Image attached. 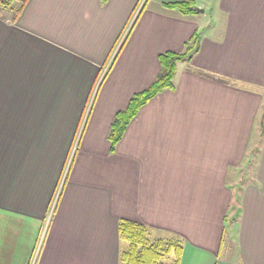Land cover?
Here are the masks:
<instances>
[{
    "label": "crops",
    "instance_id": "0c3cea01",
    "mask_svg": "<svg viewBox=\"0 0 264 264\" xmlns=\"http://www.w3.org/2000/svg\"><path fill=\"white\" fill-rule=\"evenodd\" d=\"M175 1L146 0L117 55L141 0L0 12V264H119L123 218L182 239L180 264H264V0H194L204 10L188 14L165 5ZM195 30L175 87L111 152L116 113Z\"/></svg>",
    "mask_w": 264,
    "mask_h": 264
},
{
    "label": "trees",
    "instance_id": "16d2710c",
    "mask_svg": "<svg viewBox=\"0 0 264 264\" xmlns=\"http://www.w3.org/2000/svg\"><path fill=\"white\" fill-rule=\"evenodd\" d=\"M27 0H0V12H10L11 21H17L21 15ZM166 6L179 8L183 13L197 12V6L194 0H184L175 2H166ZM145 7L143 3L141 9L134 21L138 19L141 10ZM135 23V22H134ZM133 27V24H132ZM131 28V27H130ZM130 30V29H129ZM129 30L124 34L117 48L116 55L125 43L129 35ZM202 33L195 30L185 43L183 51L167 50L159 54L160 70L151 84L132 95L127 106L119 110L111 124L108 139L110 141V150L115 152L118 143L121 141L127 126L138 113L139 109L153 99L157 94L175 87V76L179 62H189L192 57L199 51ZM115 55V57H116ZM264 119L261 120L262 140L264 135ZM260 140V141H261ZM257 147L248 153L249 163L252 157L256 155ZM239 204V195H235L234 201L229 208V213L225 216V222H235L237 220ZM119 235L128 242V248L122 251L119 264H180L182 255V239L180 238H156L152 239L149 235V228L142 222L129 219H120ZM172 255V261L166 260L167 256Z\"/></svg>",
    "mask_w": 264,
    "mask_h": 264
},
{
    "label": "rangeland",
    "instance_id": "374dc122",
    "mask_svg": "<svg viewBox=\"0 0 264 264\" xmlns=\"http://www.w3.org/2000/svg\"><path fill=\"white\" fill-rule=\"evenodd\" d=\"M145 1H146V0H141V2L137 5V9H136L135 14H134V16H133V19H132L131 23L129 24L130 27H132V24H134V22H135L134 19L136 18L137 14H138V11L141 9V7H142V5H143V3H144ZM199 8H201V7H199ZM207 11H208V12H207V17H206V18L209 19L208 21H210V20L212 19V16H211V14H210V12H209V9H207ZM207 19H206V21H207ZM130 27H127L126 32H127V30H129ZM126 32H125V33H126ZM122 37H123V36H122ZM121 39H122V38H121ZM120 42H121V41H120ZM120 42H119V43H120ZM113 56H114V55H113ZM111 61H112V59H111ZM105 69H106V70H103V73H102V75H101V79L99 80V82H98L97 85H96L97 87L99 86L100 82H101L102 79L104 78L105 73H106L107 70H108V67L105 68ZM97 87H96V89L93 91L94 93H95V91H97ZM93 95H94V94H91L92 99H93ZM87 107H89V106H87ZM263 113H264V112H262V114L260 115V117H259L258 120H257V124H256V126H257L256 129H257V130H259V127H260V124H261V120L264 118ZM258 135H259V132H258V133L256 132V133L254 134L253 139H252V142H251V147H252V145H253L252 143L255 144L256 141L258 140V138H259ZM260 140H261V138L259 139V141H260ZM261 141H262V140H261ZM251 150H252V149L250 148V149H249V153L251 152ZM231 232H232L231 227H228V228H227V233H226V238H227V239H230V237H231ZM229 242H230V241H228V240L226 241V240H225V243H228L227 246H229V248H230L232 245L230 246V245H229ZM172 258H173L172 255L167 256V257H166L167 262L170 263V262L172 261Z\"/></svg>",
    "mask_w": 264,
    "mask_h": 264
},
{
    "label": "built area",
    "instance_id": "2783aa9c",
    "mask_svg": "<svg viewBox=\"0 0 264 264\" xmlns=\"http://www.w3.org/2000/svg\"><path fill=\"white\" fill-rule=\"evenodd\" d=\"M106 70V69H105ZM96 89V88H95ZM90 106H91V104L89 105V107H88V109H87V111H86V114H85V119H86V117H87V114H88V111H89V108H90ZM84 119V120H85ZM78 140V139H77ZM77 142V141H76ZM76 148V144H75V146H74V149Z\"/></svg>",
    "mask_w": 264,
    "mask_h": 264
},
{
    "label": "water",
    "instance_id": "95a60500",
    "mask_svg": "<svg viewBox=\"0 0 264 264\" xmlns=\"http://www.w3.org/2000/svg\"><path fill=\"white\" fill-rule=\"evenodd\" d=\"M197 10L203 11L204 9L197 7ZM263 115H264V113H263Z\"/></svg>",
    "mask_w": 264,
    "mask_h": 264
}]
</instances>
